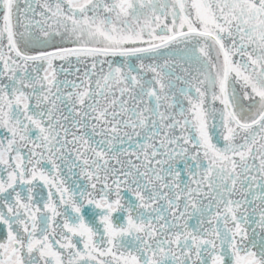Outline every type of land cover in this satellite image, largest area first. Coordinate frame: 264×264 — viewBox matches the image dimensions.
<instances>
[{"label":"snow or ice","instance_id":"snow-or-ice-1","mask_svg":"<svg viewBox=\"0 0 264 264\" xmlns=\"http://www.w3.org/2000/svg\"><path fill=\"white\" fill-rule=\"evenodd\" d=\"M0 264H264V0H0Z\"/></svg>","mask_w":264,"mask_h":264}]
</instances>
